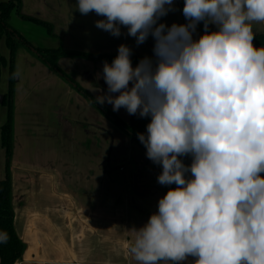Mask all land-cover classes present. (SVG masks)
Returning a JSON list of instances; mask_svg holds the SVG:
<instances>
[{
  "label": "clouds",
  "instance_id": "clouds-1",
  "mask_svg": "<svg viewBox=\"0 0 264 264\" xmlns=\"http://www.w3.org/2000/svg\"><path fill=\"white\" fill-rule=\"evenodd\" d=\"M76 10L103 17L95 27L114 37L126 28L137 46L154 39L153 57L135 66L120 44L96 97L150 117L138 139L162 168L157 183L175 185L129 253L138 264H264V46L252 27L264 23V0H184L187 23L171 26L159 21L174 0H77Z\"/></svg>",
  "mask_w": 264,
  "mask_h": 264
},
{
  "label": "crops",
  "instance_id": "crops-1",
  "mask_svg": "<svg viewBox=\"0 0 264 264\" xmlns=\"http://www.w3.org/2000/svg\"><path fill=\"white\" fill-rule=\"evenodd\" d=\"M5 1L0 0V3ZM30 3L22 0V13L50 23L54 27V36H49L44 28L28 24L17 13L12 14L9 22L15 31L34 48H62L70 53L90 55L91 58H62L58 62L64 71V76H61L40 61L32 50L24 46L18 49L22 59L33 63L32 69L37 68L40 73L45 69L50 76L39 80L36 87H42L47 92L41 100V116H20L17 84L23 77L19 72L21 56L17 52L15 72L19 77L17 81L15 78L14 149L10 179L15 231L25 245L22 260L17 264H138L129 253L135 229L142 227L158 209V202H153L148 195H165V186L156 183L160 174L159 165L147 158L144 145L117 126L103 109L127 125L146 121L150 117L129 115L124 108L113 111L112 105L107 103L100 104L101 108H98L92 101L107 92L102 78L103 62L111 64L118 46L127 44L131 47V58L153 57L154 39L149 36L146 42L137 46L135 38L127 36L126 28H121V36L114 37L95 27V21L103 17L94 12L82 15L76 10V4L69 0H32ZM183 5L184 1L174 0L176 10L162 17L159 23L168 26L187 23L182 12ZM12 22L18 26L16 29ZM30 27H35L38 33L34 34L37 38L34 43L23 33V29ZM252 27L255 36L264 35V23H254ZM209 30L215 31L216 26L210 24ZM203 34L204 24L201 22L193 38L198 39ZM260 46L264 44L256 47ZM138 62L132 61L133 66ZM52 88H55L53 94ZM0 91L4 96L8 87L4 91L0 86ZM7 114V107H2L1 125L6 123ZM149 122L144 123L143 133ZM119 135L131 149L136 147L143 153L135 158L132 152L125 155V163L130 161L128 164L136 173L131 171L130 175L128 169L120 167L121 173L113 178L105 169V161L108 166ZM56 138L59 142H70L72 148L86 151L87 165L74 179V189L68 185L73 175L64 177L61 169L57 168L56 159L61 151L58 147L57 153L54 152L56 144L50 141ZM27 144L41 148L38 161L30 163L28 153L19 151V145ZM181 159L185 165L191 164L190 156ZM6 164V152L1 150L0 181L6 179ZM106 184L122 188V191L105 190ZM105 196L122 199L106 201ZM194 259L188 257L182 264H193Z\"/></svg>",
  "mask_w": 264,
  "mask_h": 264
},
{
  "label": "trees",
  "instance_id": "trees-1",
  "mask_svg": "<svg viewBox=\"0 0 264 264\" xmlns=\"http://www.w3.org/2000/svg\"><path fill=\"white\" fill-rule=\"evenodd\" d=\"M13 13H17L24 21L44 28L49 36H54V27L50 23L22 13V0H7L0 3V86L2 68H9L8 91L4 96L1 95L0 91V111L2 107H7L8 110L6 123L3 125L0 124V151L5 150L7 157L6 179L0 181V232L7 233L8 236L6 243H0V264H17L22 260L25 252V245L15 231V212L12 205V184L10 179V167L14 149L15 61L18 49L20 46H24L30 50H35V54L41 61L61 76H64V74L59 69L58 62L62 58H91L90 55L70 53L62 48L57 50L35 49L21 34L10 26L9 22ZM3 41L9 50V60L1 52ZM253 43L254 46L263 45L264 35L255 36ZM131 59L132 61H140L142 58ZM92 102L95 106L101 108L100 104H97L96 101L93 100ZM103 111L108 117L114 120L117 126L127 132L137 142L141 143L137 133H143L144 123L150 121V119L134 125H127L106 109H103ZM169 187L174 188L175 185L165 186V192L168 191Z\"/></svg>",
  "mask_w": 264,
  "mask_h": 264
},
{
  "label": "rangeland",
  "instance_id": "rangeland-1",
  "mask_svg": "<svg viewBox=\"0 0 264 264\" xmlns=\"http://www.w3.org/2000/svg\"><path fill=\"white\" fill-rule=\"evenodd\" d=\"M27 1L31 5L30 2L32 0L31 1L27 0ZM54 1H56V0H54ZM64 1L66 2V0H64ZM69 1H71L72 4H76L75 0H69ZM182 3H183V1H182ZM29 23L30 22H28V24ZM32 24L33 23H31V25ZM12 26L15 27V29H16V27H18V26H16L15 22H12ZM36 28H42V27L39 26ZM23 33L25 36H27L28 40L30 39L32 41V43H34V41L37 40L36 36L34 35V34H38L37 31L35 30V27L23 29ZM1 52L5 56V58L7 60H9V56H10L9 50L6 47L4 41L2 43ZM19 55L21 56V59L19 60V72H20V75L23 77V79L21 80V82L19 84H17V90L19 92V99H20V105H19L18 111H20L19 113H20V116H22V117H25L28 114H32L34 116H36V115L41 116V114H42L41 100L47 92L45 90H43L42 87H38L37 89H36V87L38 86L37 83L39 82V80H41L42 78L49 77L50 75L47 73V71L45 69L40 70L41 73L39 71H37V68L32 69L33 63H31V61H29L27 59H24V58L22 59L21 52H20V54L18 52V56ZM58 67L64 73L60 64H58ZM51 70H50V72H51ZM17 77H19V76L16 75V81H17ZM8 79H9V68L3 67L2 72H1V88L4 91L7 89L8 85H9ZM39 88H41V89H39ZM54 89L53 88L51 89L52 94H53ZM51 103H53L52 99H51ZM88 120H90V119L88 118ZM50 141H51V143L55 142V144H56V149H54V152L57 150L58 147L60 148L59 151H61V154L59 156H57V159H56L57 168L61 169V173H62V175H64V177H68V176L73 175V177H71L70 180L68 181V185L71 186L72 189H74L75 188L74 179L79 177V174L82 173V172H80V170H83V167H85V165H87L85 162L86 151H84V149H78V148L70 147L71 146L70 142L69 143L67 141L59 142L58 138H56L55 141H53V139H50ZM20 150H22V151L24 150L28 153V155L30 157V163H33L35 160L38 161L41 158V154H40L41 148H34L31 146V144H27V145H24L22 147L19 145V151ZM113 152H114V155L112 154L111 158L108 159L109 160L108 166L106 165V161H105V169L107 170V172L111 173V176L113 178H114V176L116 177L117 174L121 173L119 170L120 167H124V168L128 169V171H129L128 173L130 175H131V171H132V173H136L135 170H132L131 164H128L130 161H128V163H125V160H124L125 155H128V153L132 152L133 157L135 158L136 156L139 155V153H141V152L143 153L142 150L136 149V147L131 149V146H128L127 143L124 140H122L120 138V135H119L116 137V146H115V149L113 150ZM56 153H57V151H56ZM154 169L157 171L156 167H154ZM158 169H159V172L162 171L160 166L158 167ZM113 183H114V181H113ZM104 189L105 190H114L115 192L117 190L122 191V188L117 189V187L110 186L109 184H106ZM148 197H151V200L153 202H158V200L162 197V195L157 194V195L151 196V194H150V195H148ZM111 199H116L119 201L122 198H110L108 196H105L106 201H109ZM121 206H122V203H121Z\"/></svg>",
  "mask_w": 264,
  "mask_h": 264
},
{
  "label": "built area",
  "instance_id": "built-area-1",
  "mask_svg": "<svg viewBox=\"0 0 264 264\" xmlns=\"http://www.w3.org/2000/svg\"><path fill=\"white\" fill-rule=\"evenodd\" d=\"M176 1H178V2H182V1H184V0H176Z\"/></svg>",
  "mask_w": 264,
  "mask_h": 264
},
{
  "label": "water",
  "instance_id": "water-1",
  "mask_svg": "<svg viewBox=\"0 0 264 264\" xmlns=\"http://www.w3.org/2000/svg\"><path fill=\"white\" fill-rule=\"evenodd\" d=\"M33 52H35V50H32Z\"/></svg>",
  "mask_w": 264,
  "mask_h": 264
}]
</instances>
